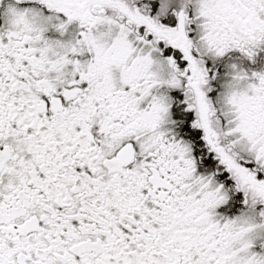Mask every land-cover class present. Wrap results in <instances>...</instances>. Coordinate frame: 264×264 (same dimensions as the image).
Here are the masks:
<instances>
[{"label":"snow or ice","instance_id":"1","mask_svg":"<svg viewBox=\"0 0 264 264\" xmlns=\"http://www.w3.org/2000/svg\"><path fill=\"white\" fill-rule=\"evenodd\" d=\"M0 264H264V0H0Z\"/></svg>","mask_w":264,"mask_h":264}]
</instances>
